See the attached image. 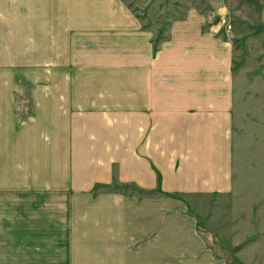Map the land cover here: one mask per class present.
Instances as JSON below:
<instances>
[{
    "label": "crops",
    "instance_id": "0c3cea01",
    "mask_svg": "<svg viewBox=\"0 0 264 264\" xmlns=\"http://www.w3.org/2000/svg\"><path fill=\"white\" fill-rule=\"evenodd\" d=\"M167 1L162 28L126 0H0V264H229L194 212L231 249L211 200L248 225L264 202L222 29H264V0Z\"/></svg>",
    "mask_w": 264,
    "mask_h": 264
},
{
    "label": "rangeland",
    "instance_id": "374dc122",
    "mask_svg": "<svg viewBox=\"0 0 264 264\" xmlns=\"http://www.w3.org/2000/svg\"><path fill=\"white\" fill-rule=\"evenodd\" d=\"M126 2L132 8L142 12L145 17L150 11H162L160 14L162 28L165 27L167 22L164 14L180 11L173 2L167 0H161V2H155L154 0H126ZM155 15L153 14L151 17ZM222 22L224 33H228L231 36L235 46L232 63L236 77L235 87L237 93H234L235 104L233 113L235 130L241 137L242 155L249 162L253 158L255 164H262V169L259 166L258 168L264 171V144H259L260 141H264V29L245 25L236 20L230 21L228 18H225ZM246 151L250 152V154ZM240 165H242L240 166L242 169H239L245 172L247 166L243 165H248V163L240 159ZM249 174L259 175V172H250ZM257 179L258 182L255 179L253 184L247 186V188L254 190V186H258L260 189H263L264 175ZM113 188L132 194H152V192H139L131 186L121 188L117 187L116 184ZM261 196L264 199V191ZM236 200L231 197H220L216 200H211V205L215 203V207L222 208L216 216V223L221 224L225 220L228 221L230 218H235L237 223L236 231L232 232L231 238L232 240L239 239L236 251L232 253L233 247L231 249L229 247L231 242L219 240L216 233L210 227H206L202 222V218L194 212L197 216V221L201 223L199 229L208 244L213 248L215 254L229 264L238 263L231 261L232 255L237 261L244 264H264V202L259 206V209H254L252 216L249 218L250 223L248 225L246 224V220H241L242 217L238 213V206H240L241 201L239 199L236 202ZM241 204L243 207L247 202L243 201ZM229 206H232L230 211L228 209ZM244 218L246 219V216ZM225 235L227 234L224 233L222 237L225 238Z\"/></svg>",
    "mask_w": 264,
    "mask_h": 264
},
{
    "label": "trees",
    "instance_id": "16d2710c",
    "mask_svg": "<svg viewBox=\"0 0 264 264\" xmlns=\"http://www.w3.org/2000/svg\"><path fill=\"white\" fill-rule=\"evenodd\" d=\"M129 186H131V187H133L134 189H136V190H138L139 192H142L143 190L142 189H140V188H138L136 185H132V184H126V183H121V184H118L117 185V187H129ZM156 191H159V192H161V190H160V188H157L156 189ZM195 215V214H194ZM196 216V215H195ZM197 217V216H196ZM201 223H199V221H198V228L201 226L200 225ZM201 231V230H200ZM202 233V232H201ZM237 247L238 246H236V247H234L232 250H231V252L233 253V251H236L237 250ZM214 251V250H213ZM215 253V252H214ZM231 261L232 262H238L237 264H244V263H242V262H240V261H237L236 259H235V257L232 255L231 256Z\"/></svg>",
    "mask_w": 264,
    "mask_h": 264
}]
</instances>
